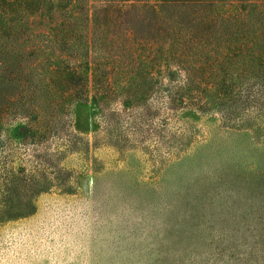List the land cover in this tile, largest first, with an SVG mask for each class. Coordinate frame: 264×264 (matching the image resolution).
Here are the masks:
<instances>
[{
	"label": "rangeland",
	"instance_id": "374dc122",
	"mask_svg": "<svg viewBox=\"0 0 264 264\" xmlns=\"http://www.w3.org/2000/svg\"><path fill=\"white\" fill-rule=\"evenodd\" d=\"M237 66L205 111L171 109L159 66L128 106L118 85L71 102L23 78L0 120V264H264V72Z\"/></svg>",
	"mask_w": 264,
	"mask_h": 264
},
{
	"label": "trees",
	"instance_id": "16d2710c",
	"mask_svg": "<svg viewBox=\"0 0 264 264\" xmlns=\"http://www.w3.org/2000/svg\"><path fill=\"white\" fill-rule=\"evenodd\" d=\"M227 1L0 0V120L27 85L23 78L34 82L39 69L46 72L40 82L71 102L114 84L131 105L153 89L150 70L159 66L178 83L174 96L168 88L171 109L187 108V101L200 111L223 105L240 91L238 63L264 72V27L245 23L242 7L225 8ZM244 1L249 16L255 8L264 16V0ZM169 9L184 13L173 18Z\"/></svg>",
	"mask_w": 264,
	"mask_h": 264
}]
</instances>
